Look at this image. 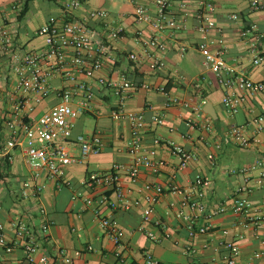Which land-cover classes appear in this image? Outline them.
I'll use <instances>...</instances> for the list:
<instances>
[{
	"label": "crops",
	"instance_id": "obj_1",
	"mask_svg": "<svg viewBox=\"0 0 264 264\" xmlns=\"http://www.w3.org/2000/svg\"><path fill=\"white\" fill-rule=\"evenodd\" d=\"M169 1L168 14L177 20L178 27L168 26L161 31L160 38L167 45L164 51L147 45V41L156 33L152 25L137 22L132 17L136 5L142 4L149 8L155 18L157 6L149 0H89L85 9L78 13L83 16L88 9L107 10L106 19L90 20V24L107 39L111 29L121 27L124 30L120 38L112 40L113 55L105 58L104 67L93 78L81 76L79 79L92 86L95 99L94 110L76 119L74 134L101 132L105 139L104 149L83 163L68 165L65 173L67 184L62 189H58L53 181H47L45 176L39 182L46 183V188L37 196L32 188L25 186L27 181H31L30 169L18 149L14 151L12 162L2 158L3 141L9 132L0 126V221L5 226V236L9 243L16 240L14 226L17 222L24 221L38 229L43 222L51 221L44 238L39 232L41 246L37 253L38 263L43 255H47L50 264H66L58 253L62 248L74 264H125V260L133 264H145L146 250L151 251L160 264H226L223 260L226 248L221 243L234 241L240 249L235 264H244L254 260V252L264 249V224L246 225L248 217L245 214H235L230 210L210 219L205 217L221 204L230 207L237 189L247 181L253 190L241 193V196L248 198L254 206L262 207L264 186H260L257 181L264 167H254L247 172L241 169L264 159V142H253L248 147H242L229 135V129L236 124L242 127L248 137L264 140V131L258 130L256 122L257 117L264 112V91L246 93L238 112L230 114L223 103L224 90L206 66L205 57L198 49L199 43L204 41L197 18L198 1ZM209 1L215 5L212 17L218 27V30L209 33V39L223 35L227 46V61L254 80L264 78V66L251 64L246 43L240 36L245 23L255 22L264 30V10L252 11L250 0ZM46 2L51 4L50 15L61 14L59 5L52 0H26L19 7V13L13 9L11 0H0V25H5L14 34L24 52L44 48V37L39 34V29L50 15L35 23L34 16L29 17V13L32 6L39 10ZM23 11L25 13L22 15ZM233 13L240 15V19H231ZM1 44L0 39V91L6 93L15 87L16 77L9 70V58L2 52ZM181 47L186 48L185 52L182 53ZM131 52L138 55L137 61L128 58ZM156 60L163 61L164 65L156 66ZM123 75L134 83L146 82L152 86L151 89L134 87L127 92L125 114L143 113L146 118H150L152 113L163 110L166 117L163 124L153 125L143 132L144 146L157 150L158 170L142 166L136 183L131 182L126 174H120L122 188L132 200L140 201V205L132 204L128 209L112 205L101 208L124 231L122 245L118 247L95 216L96 204L88 205L85 201L87 197L98 195L105 189L98 187L91 190L83 185V181L92 172L110 171L116 162L131 161L127 149V141L132 135L131 123L125 115L112 117L111 111L118 106L119 97L111 88L97 81L100 77L120 80ZM204 78L206 81H201L202 88L198 89L196 83ZM62 84L71 85L73 82H64L58 78L54 80V85ZM160 86H165L169 95L182 101L190 98L205 100L202 111L192 112L182 104L165 108L167 94L157 89ZM58 100L57 91H54L36 107V113L41 114L50 109ZM10 106L8 102L7 107ZM90 117L96 121L93 128ZM206 121L210 122L209 130L203 126ZM155 139H160L161 143L157 144ZM169 141L192 153L186 168H180L179 157L166 144ZM198 173L209 179L204 199L207 212L197 213L186 207L184 213L189 216L198 215V224H210V231L191 236L187 219L178 216L182 193L168 190L156 204L151 220L143 221L147 206L145 195L148 193L143 189L145 183L166 188L176 184L184 189ZM107 190L110 201L117 205L115 189L110 187ZM142 225L145 229L143 231L139 229ZM224 230L227 232L224 233ZM146 231L154 233L160 240L150 239ZM192 249L195 251L191 252ZM117 252L121 256L116 255ZM259 261H264V256L255 260L256 263ZM0 264H29L24 246L16 243L14 249L7 252L0 245Z\"/></svg>",
	"mask_w": 264,
	"mask_h": 264
},
{
	"label": "built area",
	"instance_id": "obj_2",
	"mask_svg": "<svg viewBox=\"0 0 264 264\" xmlns=\"http://www.w3.org/2000/svg\"><path fill=\"white\" fill-rule=\"evenodd\" d=\"M26 0H11L13 9L18 12L22 3ZM59 5L61 14L50 15L41 25L39 34L44 37V48L42 50L24 52L20 49L14 34L5 26L0 25V39L2 52L9 58V70L16 77V85L10 92L0 91V126L5 127L9 135L3 141L2 158L12 162L14 151L20 150L31 172V181L25 183L38 195L46 188V183H40L39 179L45 176L47 181H53L58 189H62L66 184V167L74 163H83L91 155L99 154L103 151L105 139L101 132L74 134L76 119L93 111V101L95 92L92 86L79 80L81 76L93 78L98 71L104 67L106 57H112V40L121 37L123 28L111 29L109 39L105 38L91 24V19H106L108 11L105 9H88L86 14L80 16L78 13L84 10L89 0H52ZM138 1V0H134ZM157 6V16L154 18L149 8L142 4H137L132 17L137 22H148L155 29L156 33L147 41L149 47L159 50H166L167 45L160 38V33L166 27H178L175 18L168 14L169 0H149ZM199 12V30L204 35V41L199 43L198 49L205 57L206 66L214 73L219 86L224 90L223 103L230 114L238 112L245 94L248 92L264 91V78L254 80L247 74L239 71L230 64L225 55L227 46L225 39L219 36L216 39H209L208 35L212 30H218L212 14L215 12V5L209 0H197ZM252 11L264 10V0H250ZM19 13V12H18ZM233 20H239L240 15L233 13L230 15ZM240 36L246 43L247 51L251 57L250 62L254 66H264V30L260 29L257 23L250 22L242 25ZM186 48L181 47L182 53ZM131 61H137L138 55L131 52L128 55ZM155 65H164L161 60H156ZM2 77V65L0 63V78ZM73 84L54 85L55 79ZM98 83L102 86L111 88L119 97V104L112 109L111 115L114 118L127 116L131 123L132 135L127 141V149L131 155L128 163L116 162L112 169L106 172H92L83 181V185L94 190L98 187L105 189L92 197L85 199L88 205L96 204L94 208L95 216L100 225L105 229L106 234L114 241L116 246L122 245L124 236L123 229L117 221L102 212V206L112 205L121 209H128L132 204L140 205V201L132 200L127 191L120 183V174H126L133 183L138 182L142 166L151 167L154 171L158 170L159 163L156 159L157 150L147 148L143 144V132L153 125H161L165 120V111H156L150 118H146L143 113H124L125 99L127 92L134 87L151 89L149 83H134L126 75L120 80L98 78ZM200 79L196 83L198 89L202 88ZM160 91L167 94L165 108L183 105L189 107L192 112H201L205 100L197 101L190 98L182 101L177 97L169 95L165 86L157 87ZM57 91L58 102L50 109L36 113V107L45 99ZM11 105L7 107V103ZM259 131H264V112L257 119ZM196 124V123H195ZM205 129H210V122L206 121L203 125ZM229 135L235 139L238 145L248 147L253 142H264L257 137L250 138L245 135L242 127L233 124L229 129ZM157 144L160 139H155ZM172 152L180 159V168L188 166L192 159V153L181 145L172 141L166 143ZM76 149L78 152H76ZM254 167H264V159L255 161L251 167L242 168L241 171L247 172ZM260 186H264V170L262 169L258 181ZM209 185V179L201 173L195 175L193 180L186 188L172 184L169 187L162 185H152L145 183L143 189L148 191L145 195L147 206L144 209L143 221L149 222L155 210L156 204L161 196L168 190L173 193H182L181 210L179 217L187 219V228L191 236L198 233H206L212 229L210 224H198V215H186L184 208L189 207L197 213H206L207 205L204 201L205 190ZM114 188L118 197V204H113L109 199L108 188ZM253 189L246 184L240 186L233 199L232 205L227 207L221 204L217 209L206 214L210 219L212 216L224 213L227 210L235 214H245L248 217V224H264V199L261 206H254L241 193H249ZM51 221H45L38 228H32L24 221L16 223V240L9 243L5 236V226L0 221V245L7 252H11L16 243L24 246L26 260L29 264H50L47 255H43L40 263L37 261V253L40 248V234L42 238L48 233ZM145 230L144 226L139 227ZM147 232L150 239L159 241L160 238L152 232ZM226 233L227 231H223ZM242 237V235H240ZM46 238V237H45ZM226 252L223 260L226 264H235L239 254V246L234 241H224L221 243ZM91 248V246H89ZM192 249L191 252H194ZM59 255L66 264H74L65 249H59ZM80 254V251L76 252ZM116 255L121 256L120 252ZM264 256V249L254 252L253 258L244 264H264L260 260ZM145 264H160L153 253L149 250L144 252ZM125 264H133L125 260Z\"/></svg>",
	"mask_w": 264,
	"mask_h": 264
},
{
	"label": "rangeland",
	"instance_id": "obj_3",
	"mask_svg": "<svg viewBox=\"0 0 264 264\" xmlns=\"http://www.w3.org/2000/svg\"><path fill=\"white\" fill-rule=\"evenodd\" d=\"M50 5L48 2L45 3V6L43 8H40L39 10L38 9H35L33 6L30 10V13H29V17H33V22L35 23H38L39 21H41L44 17L46 16H49L51 14V9H50ZM91 121V125H92V128L93 126H95V119L93 117H90L89 118Z\"/></svg>",
	"mask_w": 264,
	"mask_h": 264
},
{
	"label": "water",
	"instance_id": "obj_4",
	"mask_svg": "<svg viewBox=\"0 0 264 264\" xmlns=\"http://www.w3.org/2000/svg\"><path fill=\"white\" fill-rule=\"evenodd\" d=\"M208 107L210 108V104L208 105ZM208 113H210L211 114V112L208 110Z\"/></svg>",
	"mask_w": 264,
	"mask_h": 264
},
{
	"label": "trees",
	"instance_id": "obj_5",
	"mask_svg": "<svg viewBox=\"0 0 264 264\" xmlns=\"http://www.w3.org/2000/svg\"><path fill=\"white\" fill-rule=\"evenodd\" d=\"M25 13V11L22 12V15Z\"/></svg>",
	"mask_w": 264,
	"mask_h": 264
}]
</instances>
